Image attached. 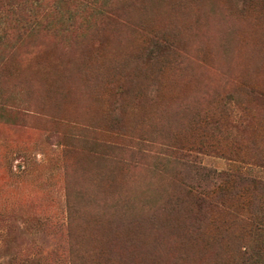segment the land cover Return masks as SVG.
Segmentation results:
<instances>
[{
    "label": "rangeland",
    "instance_id": "obj_1",
    "mask_svg": "<svg viewBox=\"0 0 264 264\" xmlns=\"http://www.w3.org/2000/svg\"><path fill=\"white\" fill-rule=\"evenodd\" d=\"M112 1L119 22L103 18ZM155 33L173 53L150 54ZM225 102L243 128L212 139L198 116ZM193 143L203 167L264 174V0H0V264H139L138 233L180 211L202 264H228L220 249L248 236L196 221L167 155Z\"/></svg>",
    "mask_w": 264,
    "mask_h": 264
},
{
    "label": "trees",
    "instance_id": "obj_2",
    "mask_svg": "<svg viewBox=\"0 0 264 264\" xmlns=\"http://www.w3.org/2000/svg\"><path fill=\"white\" fill-rule=\"evenodd\" d=\"M34 1L42 2L43 0ZM61 1L66 3L68 0ZM11 6L8 5L7 8H11ZM102 15L107 21H120L113 1L104 8ZM167 39L160 33L152 34L148 39L150 54L154 56L155 50L162 55L173 53L175 50L174 44ZM152 59L150 58V61ZM251 94L257 99L263 98V94L260 92L251 91ZM246 111L235 103L225 102L221 108L212 112L206 111L202 116H198L197 125L202 132L209 133L213 139L222 127L231 131L243 128L242 119ZM228 137L234 138L230 135ZM216 144L219 146V140ZM205 145V143L180 144L169 146L167 149V155L174 159L179 170L192 178V183L184 184V190L187 197L192 201V213H197L193 216L198 222L203 219L210 220L219 217L220 224L215 219L213 221V228L216 233H229L232 229L237 228L241 234L248 236V239L241 236L236 238L238 241L237 246H234V248L225 239L228 250H220L222 255L233 256V260L228 264H264V246L260 247L258 245L261 241H264V201L259 198L261 195L264 196V174L255 170L260 165L234 160L239 163L222 171L203 167L199 156L201 150L207 147ZM211 145L214 146V144ZM235 191L237 192L235 193ZM225 198H232V205L227 203L225 205ZM171 212H168V215ZM207 213L211 214L207 215ZM183 214L180 211L170 217L163 218L161 221L157 219L159 227L149 226L153 232L152 239L146 238L149 228L138 233V242L144 243L141 251L142 253L145 252V259L142 256L143 258L139 264H152L154 258L159 257L168 250H175L178 261L174 259L175 263L202 264L204 256L199 257L198 255L202 253L200 249L207 250L205 236L199 226L194 227V230H190V227H187L189 217ZM147 215L149 213L145 216L147 217ZM185 217H187L186 220ZM154 220L155 217H151L147 220V223L151 224ZM190 222H192V218ZM186 227L185 235L178 236V234H183L182 230ZM129 233L132 234V230ZM133 233H136V230H133ZM94 239L96 238L90 240ZM149 242H151L150 245L146 246ZM201 243H204L205 246ZM128 250L131 251V247H128ZM225 251L227 254H225ZM95 258L96 256L92 259ZM122 261L129 264L126 259H122ZM108 263L111 264L109 260Z\"/></svg>",
    "mask_w": 264,
    "mask_h": 264
}]
</instances>
